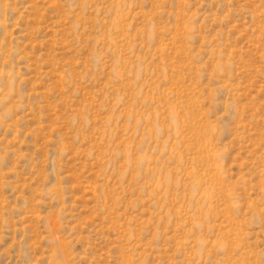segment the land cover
I'll use <instances>...</instances> for the list:
<instances>
[{
    "label": "rangeland",
    "instance_id": "obj_1",
    "mask_svg": "<svg viewBox=\"0 0 264 264\" xmlns=\"http://www.w3.org/2000/svg\"><path fill=\"white\" fill-rule=\"evenodd\" d=\"M0 264H264V0H0Z\"/></svg>",
    "mask_w": 264,
    "mask_h": 264
}]
</instances>
